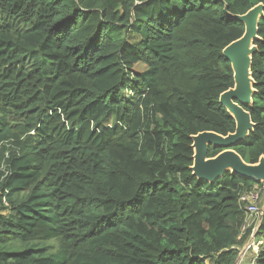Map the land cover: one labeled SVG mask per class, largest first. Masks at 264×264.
<instances>
[{
	"label": "trees",
	"instance_id": "1",
	"mask_svg": "<svg viewBox=\"0 0 264 264\" xmlns=\"http://www.w3.org/2000/svg\"><path fill=\"white\" fill-rule=\"evenodd\" d=\"M259 3L0 0V264H236L240 199L264 185L198 180L191 137L235 132L223 51L245 26L225 9ZM259 36L256 126L232 147L247 163L264 155V18ZM258 237L264 264V218Z\"/></svg>",
	"mask_w": 264,
	"mask_h": 264
},
{
	"label": "water",
	"instance_id": "2",
	"mask_svg": "<svg viewBox=\"0 0 264 264\" xmlns=\"http://www.w3.org/2000/svg\"><path fill=\"white\" fill-rule=\"evenodd\" d=\"M229 18L244 24L245 31L241 38L230 43L223 51L224 57L230 61L234 74V86L220 96V103L234 118L235 132L227 136L212 131L193 135L194 151L191 171L198 180L215 183L227 173L240 175L264 185V155L257 163H247L242 156L232 149L244 142L254 131L255 123L251 113L244 106L253 107L256 94L253 78V57L259 48L255 41L260 40L259 23L264 18V4L259 3L244 15H232ZM223 149L214 157H209L210 148ZM237 259L236 264H238Z\"/></svg>",
	"mask_w": 264,
	"mask_h": 264
},
{
	"label": "built area",
	"instance_id": "3",
	"mask_svg": "<svg viewBox=\"0 0 264 264\" xmlns=\"http://www.w3.org/2000/svg\"><path fill=\"white\" fill-rule=\"evenodd\" d=\"M262 192H264V188L262 190L257 186L252 191L242 195L240 199V203L244 207L247 215L243 232L246 233L248 229L251 232L246 244L238 248V264H258L257 260L262 244V239L258 237V231L264 218Z\"/></svg>",
	"mask_w": 264,
	"mask_h": 264
},
{
	"label": "rangeland",
	"instance_id": "4",
	"mask_svg": "<svg viewBox=\"0 0 264 264\" xmlns=\"http://www.w3.org/2000/svg\"><path fill=\"white\" fill-rule=\"evenodd\" d=\"M258 187H259V186H258ZM259 188H260V187H259ZM23 196H24V195L22 194V195L19 196V198H21V197H23ZM262 197H263V201H264V192L262 193ZM262 204H263V202H262ZM262 204H261V205H262ZM262 206H263V205H262ZM262 208L264 209V207H262Z\"/></svg>",
	"mask_w": 264,
	"mask_h": 264
},
{
	"label": "clouds",
	"instance_id": "5",
	"mask_svg": "<svg viewBox=\"0 0 264 264\" xmlns=\"http://www.w3.org/2000/svg\"><path fill=\"white\" fill-rule=\"evenodd\" d=\"M262 239V238H261ZM263 240V239H262Z\"/></svg>",
	"mask_w": 264,
	"mask_h": 264
},
{
	"label": "bare ground",
	"instance_id": "6",
	"mask_svg": "<svg viewBox=\"0 0 264 264\" xmlns=\"http://www.w3.org/2000/svg\"><path fill=\"white\" fill-rule=\"evenodd\" d=\"M251 134V133H250Z\"/></svg>",
	"mask_w": 264,
	"mask_h": 264
}]
</instances>
